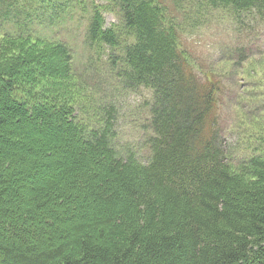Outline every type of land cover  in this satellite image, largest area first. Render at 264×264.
<instances>
[{
  "label": "trees",
  "instance_id": "16d2710c",
  "mask_svg": "<svg viewBox=\"0 0 264 264\" xmlns=\"http://www.w3.org/2000/svg\"><path fill=\"white\" fill-rule=\"evenodd\" d=\"M115 1L135 37L123 85L154 91L150 157L113 145L115 106L92 113L69 48L2 34L0 264H264V131L242 134L254 151L235 157L209 119L221 91L181 47V21L163 0ZM212 1L264 12V0ZM88 34L119 46L98 9ZM71 76L74 99L57 89Z\"/></svg>",
  "mask_w": 264,
  "mask_h": 264
},
{
  "label": "rangeland",
  "instance_id": "374dc122",
  "mask_svg": "<svg viewBox=\"0 0 264 264\" xmlns=\"http://www.w3.org/2000/svg\"><path fill=\"white\" fill-rule=\"evenodd\" d=\"M52 1L56 2L46 6L50 0H0V44L7 42L2 34L9 33L42 37L69 48L74 71L89 94L92 113L102 103L115 106L113 145L123 155L134 151L147 162L151 154L147 142L154 134L151 128L154 91L145 86L123 85L118 68L125 70L127 65L120 59L123 49L135 37L125 30L118 3ZM163 1L182 23L181 47L197 63V73L221 91L209 119L216 121L226 144L235 145V157L254 151L241 139L242 134L264 131V12L257 9L238 12L212 0ZM95 9L102 13L106 28L119 32L118 48L90 43L89 25ZM164 24L168 26L167 21ZM62 84L64 88L57 89L66 91L68 99H74L79 86L73 77ZM100 115L98 127L105 120L104 114ZM33 159L41 161L42 155L38 152ZM15 169L23 171L20 167Z\"/></svg>",
  "mask_w": 264,
  "mask_h": 264
}]
</instances>
